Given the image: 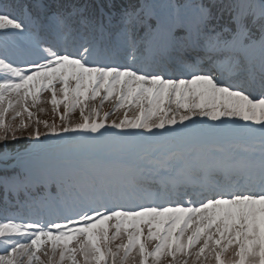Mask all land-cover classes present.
I'll return each instance as SVG.
<instances>
[{
    "label": "snow or ice",
    "instance_id": "6c2138e0",
    "mask_svg": "<svg viewBox=\"0 0 264 264\" xmlns=\"http://www.w3.org/2000/svg\"><path fill=\"white\" fill-rule=\"evenodd\" d=\"M0 191V264H264V0H0Z\"/></svg>",
    "mask_w": 264,
    "mask_h": 264
},
{
    "label": "rangeland",
    "instance_id": "374dc122",
    "mask_svg": "<svg viewBox=\"0 0 264 264\" xmlns=\"http://www.w3.org/2000/svg\"><path fill=\"white\" fill-rule=\"evenodd\" d=\"M104 106H105L104 109H112V107H113V105L111 104V102H105ZM115 114L118 115V117H119V116H121L123 113H122V111H121V112H116Z\"/></svg>",
    "mask_w": 264,
    "mask_h": 264
}]
</instances>
